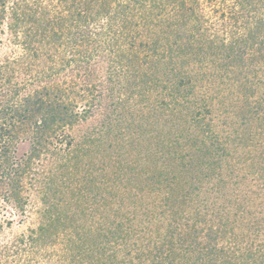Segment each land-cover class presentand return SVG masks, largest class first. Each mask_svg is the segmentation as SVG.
Returning <instances> with one entry per match:
<instances>
[{
    "label": "trees",
    "instance_id": "16d2710c",
    "mask_svg": "<svg viewBox=\"0 0 264 264\" xmlns=\"http://www.w3.org/2000/svg\"><path fill=\"white\" fill-rule=\"evenodd\" d=\"M225 4L0 0V264H264V206L247 192L264 142L227 159L252 146L242 129L264 136V0ZM32 191L41 222L4 236L36 213Z\"/></svg>",
    "mask_w": 264,
    "mask_h": 264
},
{
    "label": "rangeland",
    "instance_id": "374dc122",
    "mask_svg": "<svg viewBox=\"0 0 264 264\" xmlns=\"http://www.w3.org/2000/svg\"><path fill=\"white\" fill-rule=\"evenodd\" d=\"M229 2H230V0H225V3H226L225 4V8H228L227 5L229 4ZM214 4H217L218 7H221L222 6V0H200V8L203 11L202 13L205 14V16H208L209 14H211L212 16H216L217 15V13H216L217 10H215L214 14H212V12H211V10L213 8L212 6ZM213 19H217V17H213ZM6 43L7 42L5 41V44ZM6 45H8V44H6ZM10 49H11L10 47L8 49L6 47H4V46L0 47V61L3 60V58H6L10 54ZM108 63H109V61H107L106 59L100 60V64H99V66L97 68V69H99V73H98L99 75L94 80H96V81L99 80V79L103 80V78L105 76L104 72H105V69H106ZM261 78L264 79V75ZM217 81H218V84H219L220 81L219 80H217ZM218 88H219V86H218ZM261 90H263V89H261ZM211 92H213L212 94H210V97H212L211 98V104H212L211 106L215 110V108L220 107V104L217 103L219 99L217 98V96H214V91H211ZM219 96H220V98L224 97V98H226V100H228V99H232V97L236 96V94H231L230 91H222V92L219 93ZM236 99L237 98H235V99L233 98L232 100H236ZM263 107H264V104H263ZM98 108H100V107H98ZM102 111L103 110L100 108L99 110L93 112L92 113L93 115L91 117L87 118V120L85 122H82V123L72 127L70 129L69 133L75 138V140H77V141L80 140V138H82V136L87 131H89L92 127H96L98 125V123L101 120V114L103 113ZM212 114L214 116V119L218 120V117H216V116H218V111H213ZM228 116H229V118H231V120L233 119V115H232L231 112L228 113ZM236 119L238 120V117H236ZM234 121H235V119H234ZM220 122L222 123V121H220ZM218 126L219 127H216V131H219V134L222 136L221 138H223L229 132L230 128H227L228 126L227 127H225V126L221 127L222 126L221 124H218ZM254 126H255V131H256L254 133L253 132L251 133L252 130L250 128L248 129V127H246L247 131H245V132L243 131L244 129H242V132L244 133L245 137L247 139L251 138L250 141L252 143L251 142L250 143H251L252 146L251 147L245 146V149H240L241 147H239V150L237 152H231L230 155H227V156H229V157H227L228 160H231V162H232V161H234V159L237 158V156L239 154H242V153L248 152V151H252V153H254L255 152L254 150H256V151L259 150V149H256V148H258V145H260V144H262V142H264V136L262 135V132L258 131L257 124H255V122H254ZM263 127H264V124H263ZM162 134L166 135L168 133H162ZM164 135L161 136L160 141H161V139L164 138ZM149 141H150V137L148 138L146 136L144 138V141H139V143L141 144L140 146L136 143L134 145H130V147L127 146V148L129 149L130 152H132L134 154V156L136 158H139L140 156L143 157V156H146V155H144V148H149L150 144L153 145L156 140L154 138V140L152 139L150 142ZM229 147H231V145ZM17 148H18V150H17L18 151V155H21L22 153H24V152H26L28 150V143L27 142H23L22 144H19ZM140 151H141V153L139 154ZM239 151H240V153H239ZM92 159L94 160V164L97 167L99 165V162L95 161L94 158H86V162L92 161ZM140 166H141V168L145 167L147 170H151V164L149 163V161L147 162V164L146 163L145 164H140ZM160 167L161 166H157L158 169H160ZM97 170L98 169L96 168V171ZM94 171L95 170H93V172ZM97 172H99V171H97ZM253 177H254V179L259 178L256 175H253ZM263 183L264 182L262 180H261V182L257 181L255 184L253 183L254 184L253 188H250V189L248 188L247 189L248 193L251 190H255L256 192H259L261 194V200H260L259 204H262V206H264V185L261 186V184H263ZM248 185H250V184H248ZM248 185H246V186H248ZM230 188L231 187H229V190H230ZM254 197H255V194L253 196H251L250 193H249V198L250 199L254 198ZM161 198H162L161 195L157 194L158 203L164 204V201H162ZM40 199L41 198H40V195L38 193H36L34 191L30 192V202H29V204H31L32 206L34 205L36 207L35 208L36 213L32 214V212H31V214L28 215V217L25 219L23 224H19L18 223V219L15 218L14 221H13V225L11 226L10 230L7 229V227H6V230H5L3 235L6 236V237H10V238L13 237L14 238L15 236H18L21 232H25L28 228L36 227L41 222V215L39 214L40 209H41V200ZM148 202H150L149 198H148ZM4 207H5V204H0V220H2V221L4 220L2 218H6V219L7 218H12L11 210L10 209H4ZM261 214L262 215H258V217L261 220H263L264 210H263V213H261Z\"/></svg>",
    "mask_w": 264,
    "mask_h": 264
}]
</instances>
